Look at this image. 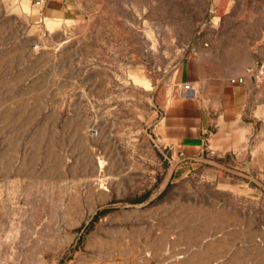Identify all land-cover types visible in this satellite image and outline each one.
<instances>
[{"label": "rangeland", "instance_id": "obj_1", "mask_svg": "<svg viewBox=\"0 0 264 264\" xmlns=\"http://www.w3.org/2000/svg\"><path fill=\"white\" fill-rule=\"evenodd\" d=\"M213 11L79 0L58 21L0 0V264H264V158L183 160L153 134L195 94L181 63L238 17Z\"/></svg>", "mask_w": 264, "mask_h": 264}, {"label": "crops", "instance_id": "obj_2", "mask_svg": "<svg viewBox=\"0 0 264 264\" xmlns=\"http://www.w3.org/2000/svg\"><path fill=\"white\" fill-rule=\"evenodd\" d=\"M22 2L33 15L48 20H69L78 13L79 0ZM212 4L214 13L238 17L213 23L218 32L211 40V56L196 55L181 63L175 79L196 87L195 94L170 99L153 127L154 137L183 160L205 149L220 156L250 148L255 157L264 158V83L255 84L246 74L247 67L264 58V0Z\"/></svg>", "mask_w": 264, "mask_h": 264}, {"label": "built area", "instance_id": "obj_3", "mask_svg": "<svg viewBox=\"0 0 264 264\" xmlns=\"http://www.w3.org/2000/svg\"><path fill=\"white\" fill-rule=\"evenodd\" d=\"M246 74L255 84L264 83V58L260 59L256 64L246 68ZM185 92H195V88L188 84L182 86Z\"/></svg>", "mask_w": 264, "mask_h": 264}]
</instances>
